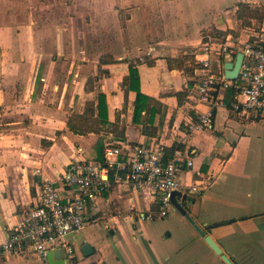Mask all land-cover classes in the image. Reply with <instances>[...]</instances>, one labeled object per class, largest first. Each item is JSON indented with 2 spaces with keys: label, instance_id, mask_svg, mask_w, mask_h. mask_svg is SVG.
I'll return each mask as SVG.
<instances>
[{
  "label": "crops",
  "instance_id": "obj_1",
  "mask_svg": "<svg viewBox=\"0 0 264 264\" xmlns=\"http://www.w3.org/2000/svg\"><path fill=\"white\" fill-rule=\"evenodd\" d=\"M95 2L101 32L112 34L90 45L96 49L90 54L68 20L57 29L54 21V29L35 21L16 26L9 45L1 39L9 31L0 23V43L12 48L8 73L0 53V78L9 90L0 89V106L11 101L21 117L19 101L28 95L34 117L29 128L16 122L10 124L11 134H0V264H45L34 253L3 250L23 212L39 200L37 169L56 181L75 159L102 161L106 143L147 145L161 138L169 151L175 141H183L179 146L194 155V168L179 173L176 201L205 237L175 208L163 219L142 220L158 212L152 198L114 188L97 206L89 203L86 225L70 237L76 248L72 264H226L206 236L233 264H264V119L233 117L236 91L229 88L219 93L224 105L216 111L213 128L192 131L199 114L207 111L203 105L187 106L196 69L188 75L168 63L185 56L195 62L207 35L240 51L255 30L264 28V0ZM77 24L82 32L83 23ZM44 45L52 50H42ZM229 62L215 61L214 71L225 75ZM71 125L93 131L82 133ZM207 182L203 194L191 191ZM99 221L104 228L95 226ZM85 243L93 249L89 256L81 251ZM47 264H67L65 253L54 252Z\"/></svg>",
  "mask_w": 264,
  "mask_h": 264
},
{
  "label": "built area",
  "instance_id": "obj_2",
  "mask_svg": "<svg viewBox=\"0 0 264 264\" xmlns=\"http://www.w3.org/2000/svg\"><path fill=\"white\" fill-rule=\"evenodd\" d=\"M153 51L150 49L147 55L151 56ZM239 52L243 60L235 80L214 71L215 61L234 62ZM195 62L194 81L187 88V106L195 110L203 105L207 111L199 114L198 122L191 126L192 131L213 128L216 111L224 105L219 93L229 88L236 91V100L231 105L233 117L264 119V28L255 30L240 51L220 38L204 36ZM174 143L171 151L162 138L147 145L106 143L102 161L75 159L56 181L43 177L42 170L37 169L35 175L42 176L39 200L23 212V220L12 228L3 245L4 252L34 253L47 264L49 256L61 250L67 264L74 263L76 248L70 237L86 225L89 203L97 206V200L114 188L147 193L152 198L158 212L142 215V220L167 217L175 208V194L181 191L179 173L185 168H194L193 153L179 146L183 141ZM209 185V182L195 185L191 191L201 195Z\"/></svg>",
  "mask_w": 264,
  "mask_h": 264
},
{
  "label": "rangeland",
  "instance_id": "obj_3",
  "mask_svg": "<svg viewBox=\"0 0 264 264\" xmlns=\"http://www.w3.org/2000/svg\"><path fill=\"white\" fill-rule=\"evenodd\" d=\"M44 6H46L47 9H43V11L41 12L39 8ZM98 9L99 5L95 2V0H0V23L2 24L1 26H4L5 29L9 31V33H7L5 36H2L1 39L3 40V38H5L7 45H9V41L13 42V30L15 29V27H25L26 25L29 26L31 21H35L38 26L39 24L40 26L49 24L50 26H48V28L51 29L53 28L52 22L54 21L53 23H56V25L53 26H55V29H57V25H61L62 22L68 20L69 27L75 26V34L77 35L78 33H80L79 36L86 41V47L84 49L86 54L94 53L96 49L90 48V45H93L94 43L96 44L100 41V39H106V37H110V35L112 34V32L109 31L101 32L97 24L99 17H97V14L95 13ZM99 11L98 15L100 14ZM71 21H74V25L71 23ZM79 21L84 25V29L82 32L78 30L77 23ZM117 30L118 25L116 26L114 31ZM82 33L84 38L82 37ZM79 36H77V39L79 38ZM44 39L46 40L47 38ZM26 40L28 42L30 41L29 34L27 35ZM1 44L2 43H0V53L3 56L5 72L8 73L11 71L9 68L11 64L8 61L10 60L12 54V48L6 47V45ZM42 50L47 52L52 49L47 46L45 47L44 45ZM107 50L109 49H100L102 53H107ZM71 51L77 53V51H75L74 49H72ZM54 53L55 49H53L50 54L54 55ZM0 87V89L5 88L4 90H6V92H9L8 87L5 86L2 78H0ZM17 96H19L20 98V94H17ZM45 98L46 96L44 97V99ZM30 101L31 99L30 97H28V95L25 96V99L23 98L22 101H19L23 104V107L21 108V110H23V114L21 116L22 118L19 117L20 113L14 112L12 110L13 105L10 104L11 101L6 103L7 106L5 104H2L0 106V134L6 131V133L11 134L9 132L12 129V127H10V124L16 122H22V124L27 128L30 127V124L34 120L33 115H30ZM24 111H26V113H24ZM95 226L101 229L104 228V225L100 221L95 224Z\"/></svg>",
  "mask_w": 264,
  "mask_h": 264
},
{
  "label": "water",
  "instance_id": "obj_4",
  "mask_svg": "<svg viewBox=\"0 0 264 264\" xmlns=\"http://www.w3.org/2000/svg\"><path fill=\"white\" fill-rule=\"evenodd\" d=\"M243 60V54L239 53L236 57V60L234 62H229L225 65L226 69V78L229 80H235L238 77L241 63ZM180 196L179 193L175 194L173 198V205L177 211H179L182 215H185L187 220L195 227V229L198 231V233L205 237V232L203 229H201L195 221L190 217L189 214H187L186 210H184L176 201V198ZM206 242L209 244V246L217 253L218 255H221L222 259L225 261L226 264H233L232 261L225 255H223L222 250L220 247L213 241V239L210 236H206ZM82 253L86 256H89L93 253L92 247L85 243L81 249ZM50 257V256H49Z\"/></svg>",
  "mask_w": 264,
  "mask_h": 264
},
{
  "label": "trees",
  "instance_id": "obj_5",
  "mask_svg": "<svg viewBox=\"0 0 264 264\" xmlns=\"http://www.w3.org/2000/svg\"><path fill=\"white\" fill-rule=\"evenodd\" d=\"M246 13H247V16H252L253 15V13L251 11H249V10H246ZM168 63H169V66L181 69L188 75H192L194 70L197 67L196 63L194 62V59L192 57H189V56H185L182 59H175V60L169 59ZM192 84L193 83H191V85ZM138 106H142V103L140 102L138 104ZM71 128L73 130H77V131L82 132V133H85V132L88 133V132L93 131L91 129V127H87V125H85V128H75V127H73L71 125Z\"/></svg>",
  "mask_w": 264,
  "mask_h": 264
}]
</instances>
